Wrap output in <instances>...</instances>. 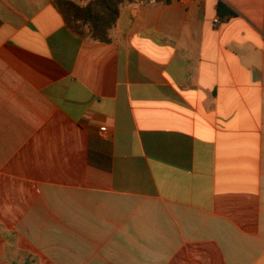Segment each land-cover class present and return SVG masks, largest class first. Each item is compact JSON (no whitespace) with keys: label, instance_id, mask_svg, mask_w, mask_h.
Instances as JSON below:
<instances>
[{"label":"crops","instance_id":"obj_1","mask_svg":"<svg viewBox=\"0 0 264 264\" xmlns=\"http://www.w3.org/2000/svg\"><path fill=\"white\" fill-rule=\"evenodd\" d=\"M52 1L0 0V264H264V0Z\"/></svg>","mask_w":264,"mask_h":264},{"label":"trees","instance_id":"obj_2","mask_svg":"<svg viewBox=\"0 0 264 264\" xmlns=\"http://www.w3.org/2000/svg\"><path fill=\"white\" fill-rule=\"evenodd\" d=\"M123 2L124 0H92L82 7L66 0L52 1L54 7L61 14L70 29L75 32L71 26L74 22L88 24L93 32V37L91 38L99 42L109 41L106 33L114 26L119 16L120 5ZM162 2L167 5L170 3V0H162ZM223 9L224 6L219 4L218 12L220 15ZM229 16H232V13L228 12L225 17Z\"/></svg>","mask_w":264,"mask_h":264},{"label":"rangeland","instance_id":"obj_3","mask_svg":"<svg viewBox=\"0 0 264 264\" xmlns=\"http://www.w3.org/2000/svg\"><path fill=\"white\" fill-rule=\"evenodd\" d=\"M71 26L73 27V29L75 30L76 33H79L81 35L84 36H88V37H93L92 36V29L88 24H83L81 22H74L71 24ZM111 29V28H110ZM110 29L107 31V36L109 35V31Z\"/></svg>","mask_w":264,"mask_h":264},{"label":"built area","instance_id":"obj_4","mask_svg":"<svg viewBox=\"0 0 264 264\" xmlns=\"http://www.w3.org/2000/svg\"><path fill=\"white\" fill-rule=\"evenodd\" d=\"M161 2H162V0H135V4L138 8L152 7V6H155ZM218 22L219 21L217 20L216 23H218ZM100 130H101V132H104L105 128H101Z\"/></svg>","mask_w":264,"mask_h":264}]
</instances>
